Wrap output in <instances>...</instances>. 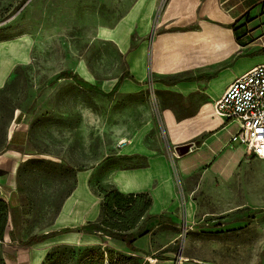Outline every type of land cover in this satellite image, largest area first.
Here are the masks:
<instances>
[{"label": "rangeland", "instance_id": "1", "mask_svg": "<svg viewBox=\"0 0 264 264\" xmlns=\"http://www.w3.org/2000/svg\"><path fill=\"white\" fill-rule=\"evenodd\" d=\"M23 1L0 0V155L14 123L27 136L18 148V185L0 243L3 264H34L35 247L23 242L50 229L73 188L74 167L112 155L129 126L142 129L151 118L163 138L150 95H106L60 78L63 72L77 74L104 93L120 77L127 81L128 54L120 51L116 34L138 0ZM165 1L152 2L150 13L159 15ZM262 13L264 3L243 22H262ZM138 25L136 20L131 51L139 41ZM254 27L246 24L240 34L252 39ZM237 181V190H206V219L181 229L172 264H264V160L246 158ZM79 230L50 237L38 264H163L113 248L101 232Z\"/></svg>", "mask_w": 264, "mask_h": 264}, {"label": "crops", "instance_id": "2", "mask_svg": "<svg viewBox=\"0 0 264 264\" xmlns=\"http://www.w3.org/2000/svg\"><path fill=\"white\" fill-rule=\"evenodd\" d=\"M152 2L157 0H138L116 34L120 51L128 54L130 72L118 93L150 95L158 106L163 138L151 118L142 129L129 126L112 155L87 168L74 167L73 188L45 234L100 221V188L126 197L143 195L150 207L128 233L150 230L135 237L136 251L103 235L122 252L172 264L181 229L206 219V190H237L242 162L250 157L264 160L230 143L237 123L214 112V102L236 78L264 63V21L243 22L264 0H166L157 16L150 13ZM136 20L139 41L131 51ZM246 24L255 26L252 39L240 34ZM252 55L257 56L239 60ZM20 127L14 123L9 147L0 155V199L7 203L18 185V148L26 144ZM181 145H190V150L180 156L176 147ZM48 239L31 246L34 264L40 262Z\"/></svg>", "mask_w": 264, "mask_h": 264}, {"label": "trees", "instance_id": "3", "mask_svg": "<svg viewBox=\"0 0 264 264\" xmlns=\"http://www.w3.org/2000/svg\"><path fill=\"white\" fill-rule=\"evenodd\" d=\"M26 1L27 0H24L23 3H25ZM60 78L72 79L80 87L89 90L100 91L106 95L118 91L123 81V78L120 77L111 92L104 93L97 86L84 80L77 74H73L71 72H63L60 74ZM99 190L104 196V201L101 207V219L97 222H88L80 230H84L86 232H102L109 237L125 241L132 251H136L133 246V240L135 239V237L143 235L150 229L140 231L137 234H129L128 231L136 226L139 219L149 209L151 201L148 199L146 200L145 196L143 195L136 197L131 195L129 197H126L118 191H106L102 188H100ZM11 216L12 209L10 205L4 200L0 199V243H2L5 239L7 227L9 225V220ZM159 223L160 222H158V224ZM68 231L69 229H65L60 232H51L43 235H33L30 236L26 241H24L23 244L27 246H32L45 241L49 237L56 236L60 233H66ZM12 238H14L13 235ZM131 257L132 259H134L135 256ZM3 263L4 259L2 258L0 251V264ZM144 264H149V262L147 261Z\"/></svg>", "mask_w": 264, "mask_h": 264}, {"label": "built area", "instance_id": "4", "mask_svg": "<svg viewBox=\"0 0 264 264\" xmlns=\"http://www.w3.org/2000/svg\"><path fill=\"white\" fill-rule=\"evenodd\" d=\"M214 112L237 123L230 143L243 146L248 154L264 156V63L236 78L214 102Z\"/></svg>", "mask_w": 264, "mask_h": 264}, {"label": "water", "instance_id": "5", "mask_svg": "<svg viewBox=\"0 0 264 264\" xmlns=\"http://www.w3.org/2000/svg\"><path fill=\"white\" fill-rule=\"evenodd\" d=\"M189 150H190V145H181L176 147V152L180 156L186 154Z\"/></svg>", "mask_w": 264, "mask_h": 264}]
</instances>
